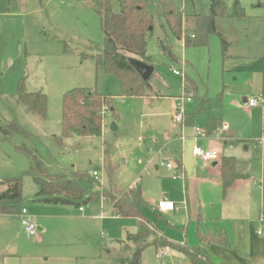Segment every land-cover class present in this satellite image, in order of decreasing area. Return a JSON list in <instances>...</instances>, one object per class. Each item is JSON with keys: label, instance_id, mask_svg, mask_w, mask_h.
Masks as SVG:
<instances>
[{"label": "rangeland", "instance_id": "obj_1", "mask_svg": "<svg viewBox=\"0 0 264 264\" xmlns=\"http://www.w3.org/2000/svg\"><path fill=\"white\" fill-rule=\"evenodd\" d=\"M223 1L225 14L215 23L219 34L209 35L207 45L184 46L172 37L164 18L158 15L156 1L152 0L148 9L153 15L154 26L146 41V55L154 71L145 96L126 97L121 95L119 79L97 67L91 57L95 46L103 43L100 20L92 0H0V180L21 179L22 206L31 213H61L74 217L104 213L101 220L74 219L70 224L67 246L80 250L76 264H125L134 248L126 236L137 231V222L132 218H112L109 204L100 200L83 205V212L72 204L39 203L36 200L39 186L27 173L30 158L20 149L30 150L50 172L62 173L66 178L73 173L95 171L97 178L89 175L90 178L114 195L139 184L149 202L143 215L150 222L156 220L154 204L157 200L165 197L176 202L174 212L163 214L167 221L164 236L174 243L181 242L191 229H187L186 205H180L185 199V179H172L163 166L166 157L158 153L172 125L169 96L181 95L185 77L192 78L197 94L206 95L212 101L224 91L222 108L227 115L246 120V135H252L254 126L261 125L247 105L246 114L235 109L226 89L236 74L229 63L233 58L238 59V54L246 55V62L251 63L246 65V81L253 70L262 71L264 81V21L259 5L264 0H238L243 8L242 17L233 13L235 0ZM210 3L211 0H196L194 10L208 13ZM112 9L118 11L116 1L112 2ZM187 11L189 8L184 3L183 13ZM222 38L226 43L225 51ZM162 39L176 59L163 52ZM171 69L180 70L181 74L174 75ZM21 79L25 91L41 92L46 96L44 120L18 102ZM73 88L95 90L111 98L114 111L107 105L102 108L100 135L62 136V99L65 92ZM213 106L211 111L218 113V106ZM260 106L264 128V101ZM12 122L22 131L6 136L4 131H11L9 124ZM112 123L116 130L111 129ZM176 132L174 129V134ZM259 141L262 144L264 139ZM261 148L262 145L256 148L253 143L246 149V162L251 170H256L260 164ZM227 153L228 150H224V154ZM4 188L5 185H0V190ZM257 209L258 206L254 213ZM261 214L264 219L263 210ZM9 224L11 233L16 234L17 250L26 256L25 264L42 258L44 248L34 242L38 235L27 237L16 219H11ZM48 238H54L53 233ZM116 240L122 241L116 243ZM140 264L191 263L187 256L170 249L160 254V248L147 246L141 253Z\"/></svg>", "mask_w": 264, "mask_h": 264}, {"label": "trees", "instance_id": "obj_2", "mask_svg": "<svg viewBox=\"0 0 264 264\" xmlns=\"http://www.w3.org/2000/svg\"><path fill=\"white\" fill-rule=\"evenodd\" d=\"M92 1L103 33V43L95 46V52L91 55L95 65L119 79L122 96H145L149 80L141 79L133 68L131 59H138L150 64L149 57L146 55V41L154 26L153 15L148 9V4L152 0ZM113 1L119 5L117 12L112 9ZM155 1L158 15L164 18L172 37L181 41L184 46L207 45L209 35L219 34L215 23L216 19L225 14L226 5L223 0H211L208 13L194 10L196 0ZM182 3H185L189 8V11L184 15L180 10ZM259 5L263 9L264 21V1ZM233 10L236 16H243V8L240 7L238 0L234 1ZM160 45L164 53L176 59L164 39L160 40ZM222 45L225 51L226 43L223 38ZM223 55H225L224 52ZM189 86L192 87L190 83ZM110 99L109 95L102 96L95 90L87 88H73L65 92L62 99V136L100 135L103 123L102 107L107 105L114 111ZM17 100L40 119L46 118V96L41 92L25 91L22 79L17 91ZM207 105L208 100L204 98L193 112L186 113L184 123L192 125L194 119L202 114ZM220 124L221 122L218 120L206 118L205 133L213 132ZM9 127L11 131H4L6 136L22 131L15 122L10 123ZM20 150L30 158L31 166L27 173L39 186L36 193L38 202L72 204L80 207L103 199L111 204L113 215L137 219V232L127 235V240L133 243L134 248L125 264H140L141 253L148 245L154 246L156 250L164 247L180 251L189 258L192 264H210L199 246L190 247L174 243L157 233L143 215L144 208L149 204L144 198L139 184L128 188L120 195H114L106 187H100L98 182L90 178L89 173H73L70 178H66L62 173L50 172L40 157L30 150L23 148ZM220 163L221 184L225 192L239 175L234 158L222 157ZM179 166L180 164L177 163L176 167ZM0 185H5V188L0 190V214L18 215L23 207L21 179L5 178L0 180ZM196 234L201 243H226L227 241L224 235L211 233L207 230L202 231L199 227ZM151 236L153 239L149 241Z\"/></svg>", "mask_w": 264, "mask_h": 264}, {"label": "crops", "instance_id": "obj_3", "mask_svg": "<svg viewBox=\"0 0 264 264\" xmlns=\"http://www.w3.org/2000/svg\"><path fill=\"white\" fill-rule=\"evenodd\" d=\"M237 57L238 59L233 58V61L229 63L231 71L236 74L232 82L228 83L226 94L232 97L230 103L235 109L242 111V113L246 114L247 105V109L258 117L261 123L260 127L254 126L253 134L246 135V120L238 116L231 117L222 108L224 102L223 90L212 101L206 95H198L196 82L192 78L185 77L187 79L185 81L187 88H190V83L192 86L190 89H194L193 99L187 104V113L193 112L204 98L208 100L207 107L202 111V114L194 119L192 124L199 125L204 130L206 118H213L221 123L226 122L228 124V129L224 132L222 138L214 136L213 132L209 134L204 132V135L197 142L203 148L217 152L219 159L204 165L199 158L194 157L191 153V148L194 144L191 125L185 124L186 126L183 130L184 140H181V128L179 125L173 124L172 113L170 115L172 125L166 131L165 136L167 141L164 146L158 148V153L164 155L167 159L164 161L163 166L170 172V177L172 178L174 171H178L180 176L172 179H185L183 185L185 199L180 202V205L183 207L186 205L188 215L187 229L189 227L191 229L188 235H185V238L178 244L190 247L199 246L210 264H264V219L261 217L262 210L264 212V142L261 144L259 141L264 139V128L261 122L263 109L260 106L264 101L263 72L253 70L246 81V65H251V63L246 62V55L244 54H238ZM177 96H169L172 105L171 111L174 108V98ZM246 98L248 100L249 98H256V104L249 105L248 100L246 104ZM213 105L218 106V113L211 111L212 107H214ZM174 129L177 130L175 134ZM253 143H255L256 148H260L262 145V156L256 170H251L249 163L246 162V149ZM186 147L187 150L185 149ZM226 149L228 153L224 154ZM222 157L235 159L239 175L225 192L221 184L220 162ZM167 162L173 164L174 168H168L165 165ZM177 163L180 164L179 167H176ZM187 163L190 164V167ZM100 201L108 203L103 199H100ZM174 203V210L164 212L158 211L154 204L156 220L155 222H149L159 235L164 236V224L167 223L163 218V214L174 212L177 209L176 202ZM108 204L112 218L131 219L113 215L111 204ZM257 206V212L254 213ZM78 208H80V212L84 211V206ZM28 214L38 226V232L36 233L38 236L34 239V242L41 244L45 251L42 258H34L37 262L34 261L33 264H76L77 254L80 250L72 245L69 246L70 248L67 246L66 234H71L70 224H72L74 219H79L80 221L83 219L101 220L105 217L103 212L88 217H74L67 214L47 212H29ZM11 219L19 221L18 215L0 214V264H25L26 256L24 257L17 250L15 243L16 234L13 235V232L11 233L10 231L11 226L9 223ZM135 220L137 222V219ZM50 221H52V226L49 227ZM73 224L75 223L73 222ZM198 227L202 231L207 230L211 233L224 235L227 240L226 243H201L196 234ZM260 229L262 232L258 234L257 231ZM50 233H53L54 238H48ZM152 239L153 236L149 238V241ZM120 241L122 240H116V243ZM161 249H164L160 253L163 254L166 249L170 248L161 247ZM170 250L173 253L185 255L180 251Z\"/></svg>", "mask_w": 264, "mask_h": 264}, {"label": "built area", "instance_id": "obj_4", "mask_svg": "<svg viewBox=\"0 0 264 264\" xmlns=\"http://www.w3.org/2000/svg\"><path fill=\"white\" fill-rule=\"evenodd\" d=\"M183 8H184V3H182L181 8H180V10L182 11V14L184 15ZM171 72L175 75L181 74V71L177 69H171ZM192 94L193 92L187 88L186 82L184 80L183 93L174 98L175 102H174V108L172 110V122L173 124H177L180 126L181 128L180 139L181 140H184L183 130L186 126L184 123V119L187 113V104L190 103L193 99ZM256 101H257L256 98H249L248 104L254 105L256 104ZM190 128L192 131V140L194 141V144L191 148L192 155L194 157L199 158L204 165H208L212 161L218 160L219 156L217 152H214L209 149H205L197 143L198 139L204 135V132H205L204 128L196 124H192ZM227 129H228V124L226 122H222L220 126L216 130L213 131L214 136L222 138L224 132L227 131ZM165 165L168 168H174V165L171 164L170 162H167ZM89 174L94 178H97V175H98L97 172L95 171H92ZM178 176H180V173L178 171H174L172 174V178H177ZM155 208L160 212L170 211V210H174L175 203L164 197L155 202ZM18 219L27 237L33 236L38 232V226L36 225L32 217L28 214L27 209L25 207H22L20 212L18 213ZM257 232L258 234H260L262 231L260 229ZM163 251L164 249H161L160 253H162Z\"/></svg>", "mask_w": 264, "mask_h": 264}, {"label": "water", "instance_id": "obj_5", "mask_svg": "<svg viewBox=\"0 0 264 264\" xmlns=\"http://www.w3.org/2000/svg\"><path fill=\"white\" fill-rule=\"evenodd\" d=\"M131 64L143 81L149 80L154 71V67L151 64L138 59H131ZM111 129L116 130V126L114 123L111 124Z\"/></svg>", "mask_w": 264, "mask_h": 264}]
</instances>
